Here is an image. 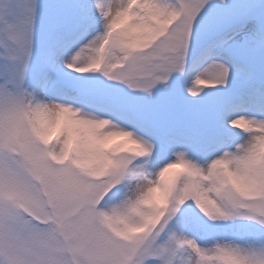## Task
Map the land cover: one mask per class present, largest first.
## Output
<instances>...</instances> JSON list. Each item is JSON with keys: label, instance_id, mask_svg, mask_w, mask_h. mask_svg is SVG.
Wrapping results in <instances>:
<instances>
[{"label": "snow or ice", "instance_id": "snow-or-ice-1", "mask_svg": "<svg viewBox=\"0 0 264 264\" xmlns=\"http://www.w3.org/2000/svg\"><path fill=\"white\" fill-rule=\"evenodd\" d=\"M0 264H264V0H0Z\"/></svg>", "mask_w": 264, "mask_h": 264}]
</instances>
